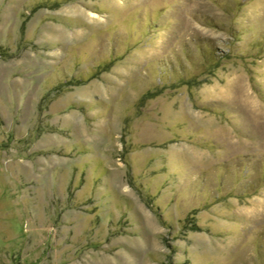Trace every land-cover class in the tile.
Instances as JSON below:
<instances>
[{"label": "rangeland", "instance_id": "374dc122", "mask_svg": "<svg viewBox=\"0 0 264 264\" xmlns=\"http://www.w3.org/2000/svg\"><path fill=\"white\" fill-rule=\"evenodd\" d=\"M0 264H264V0H0Z\"/></svg>", "mask_w": 264, "mask_h": 264}]
</instances>
